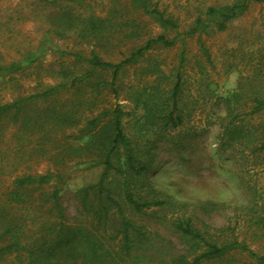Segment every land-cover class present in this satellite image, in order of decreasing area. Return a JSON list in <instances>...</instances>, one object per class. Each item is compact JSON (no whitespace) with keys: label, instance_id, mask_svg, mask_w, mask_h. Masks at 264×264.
Returning a JSON list of instances; mask_svg holds the SVG:
<instances>
[{"label":"trees","instance_id":"1","mask_svg":"<svg viewBox=\"0 0 264 264\" xmlns=\"http://www.w3.org/2000/svg\"><path fill=\"white\" fill-rule=\"evenodd\" d=\"M125 1L136 17L121 15L117 20L113 6L106 17L93 15L73 20L70 17L66 21L74 34L97 42L107 39L105 32L115 25L114 20L122 26H140L138 18L142 16L150 17L163 33L145 39L143 46L135 48L117 64L104 61L95 51L90 58L76 55L78 62L86 63L91 69L71 76L63 71V83L28 96L19 95L9 102L0 101V125L13 129V136L21 142L15 148L18 162L14 168L18 170V165L35 157L64 166L67 163L64 157L52 156L46 150L44 137L33 142L31 151L24 149L23 144L30 135L35 131L45 132L48 123L47 110L35 113L32 107L62 92L80 90L99 70H112V81H98L92 86L93 95L79 103L90 105L93 116L85 118L89 131L87 141L79 149L87 155H81L78 162L86 164L88 169L102 168L97 183L78 191L81 217L70 221L60 204L64 172L17 174L11 187L0 194L1 236H8L10 240L0 247V253L16 254L13 264H264V255L253 251L246 240L240 241L230 224L212 231L200 217L198 212L209 215L215 211L216 203H199L193 210L184 211L186 204L156 189L148 177L157 139L170 137L173 131L190 123L197 111L198 101L191 103L186 96L184 52L179 65L168 74L151 67L145 73L147 77L142 86L130 87L135 106L133 115L118 103L100 109L95 105L97 93L108 86L116 92L114 87L120 73L139 63L150 50L158 46L172 48L179 40L185 45L189 38L224 31L249 4L264 0L209 6L183 30L179 19L154 0ZM37 59L28 58L27 64ZM23 66L16 61L0 63V77L20 73ZM220 101L224 108V114L216 118L220 147L239 149L253 156L264 153V93L238 90L221 97ZM75 120L81 123L83 117L72 109L57 117V121L67 125H73ZM46 187L51 190L45 192ZM39 190L41 193L36 196ZM145 218L174 233L183 249L173 252V241L150 227Z\"/></svg>","mask_w":264,"mask_h":264},{"label":"rangeland","instance_id":"2","mask_svg":"<svg viewBox=\"0 0 264 264\" xmlns=\"http://www.w3.org/2000/svg\"><path fill=\"white\" fill-rule=\"evenodd\" d=\"M154 1L176 16L183 30L209 6H229L244 0ZM113 6L117 20L121 15L136 17L125 0H0V63L16 61L24 65L20 73L0 77V101L9 102L19 95L28 96L57 85L65 81L63 71L71 76L90 70L86 63L77 61L76 55L90 58L95 51L104 61L117 64L135 48L143 46L145 39L163 33L150 17L142 16L138 18L140 26H122L114 20L115 25L105 32L107 39L97 42L74 34L66 21L70 17L71 20L93 15L106 17ZM183 52L188 78L186 96L191 103L198 101L197 111L190 123L173 131L170 137L165 140L155 137L158 141L152 150L148 177L156 189L186 204L184 211L193 210L199 203H216L217 209L209 215L198 212L211 230L230 224L240 241L246 240L253 251L264 255V153L253 156L239 149H222L216 121L218 115L224 114L221 97L238 90L264 93V2L249 4L224 31L189 38L185 45L179 40L172 48L158 46L150 50L139 63L120 73L114 87L116 92L108 86L97 93L95 105L100 109L118 103L133 115L135 106L130 87L142 86L147 77L145 73L151 67L168 74L179 65ZM31 57L38 59L27 64ZM112 79V70H99L80 90L62 92L32 107L35 113L47 110L48 123L45 132L35 131L30 135L23 144L24 149L31 151L33 142L44 137L46 150L52 156L64 157L67 161L64 166L35 157L18 165L16 170L15 148L21 142L13 136V129L0 125L1 195L11 187L17 174L62 171L65 176L60 184V204L64 214L70 221L81 217L78 191L97 183L102 168L88 169L86 164L78 162L81 155H87L79 147L87 141L89 130L85 118L92 115L90 105L79 103L93 95L95 83ZM71 109L82 114L81 123L75 120L73 125H67L57 121L59 115ZM50 190V187L44 189ZM40 193L39 190L35 195ZM144 221L173 241V252L183 249L174 233L152 219ZM2 231L0 226V247L10 243L8 236H1ZM15 257L16 254L0 253V264H13Z\"/></svg>","mask_w":264,"mask_h":264}]
</instances>
